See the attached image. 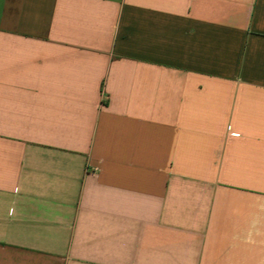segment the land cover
I'll list each match as a JSON object with an SVG mask.
<instances>
[{"label": "crops", "instance_id": "crops-1", "mask_svg": "<svg viewBox=\"0 0 264 264\" xmlns=\"http://www.w3.org/2000/svg\"><path fill=\"white\" fill-rule=\"evenodd\" d=\"M0 264H264V0H0Z\"/></svg>", "mask_w": 264, "mask_h": 264}]
</instances>
